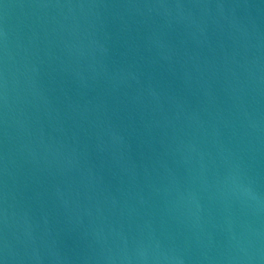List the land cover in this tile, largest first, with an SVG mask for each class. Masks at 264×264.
<instances>
[{
	"label": "water",
	"instance_id": "95a60500",
	"mask_svg": "<svg viewBox=\"0 0 264 264\" xmlns=\"http://www.w3.org/2000/svg\"><path fill=\"white\" fill-rule=\"evenodd\" d=\"M0 264H264V0H0Z\"/></svg>",
	"mask_w": 264,
	"mask_h": 264
}]
</instances>
